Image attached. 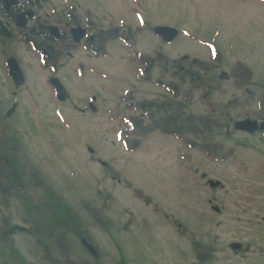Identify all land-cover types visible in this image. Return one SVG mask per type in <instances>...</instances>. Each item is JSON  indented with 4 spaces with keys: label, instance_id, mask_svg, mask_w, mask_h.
<instances>
[{
    "label": "rangeland",
    "instance_id": "rangeland-1",
    "mask_svg": "<svg viewBox=\"0 0 264 264\" xmlns=\"http://www.w3.org/2000/svg\"><path fill=\"white\" fill-rule=\"evenodd\" d=\"M38 16L51 27L66 25L69 9L81 27L130 28V47L121 40L107 44L105 56L89 54L83 42L68 39L64 56L53 70L18 37L0 40V101L13 108L10 129L21 138L28 163L86 223L95 251L69 234L73 258L98 264H264V126L249 134L234 127L256 118V102L264 93V4L259 0H40ZM88 21L91 24L88 25ZM177 31L171 43L154 29ZM70 27H74L71 25ZM68 32V31H67ZM69 35V33H68ZM220 88L207 107L201 90L180 87L171 96L155 81H174L156 67L141 81L138 55L162 53L166 60L186 55L210 61ZM15 58L24 75L21 85L8 73ZM236 61L252 72L245 90L231 84ZM57 77L66 91L57 100L49 79ZM171 100L192 115H213L221 123L209 132L213 143L232 148V156L213 163L196 148L153 130L134 152L123 148L121 132L139 112L130 101ZM236 99L240 104L224 106ZM7 108V109H6ZM222 113V114H221ZM138 191L141 196L136 194ZM2 215L21 223L15 201ZM97 210L106 227L87 216L83 203ZM15 247L33 264L40 251L25 234L14 237ZM194 245L208 250L204 258Z\"/></svg>",
    "mask_w": 264,
    "mask_h": 264
},
{
    "label": "trees",
    "instance_id": "trees-1",
    "mask_svg": "<svg viewBox=\"0 0 264 264\" xmlns=\"http://www.w3.org/2000/svg\"><path fill=\"white\" fill-rule=\"evenodd\" d=\"M264 2V0H262ZM42 7L40 0H14V4L6 9L5 0H0V38L8 40L20 36V40L40 52L43 66L55 68L61 47L53 40L46 21L37 18L29 27L15 28L14 17L21 12L31 10L37 14ZM71 20L79 23L72 11ZM44 25V26H41ZM139 32V29H137ZM130 28L123 32L119 28L95 30L92 39L86 43L91 53L105 55L107 42L120 39L126 46H131L135 34ZM64 34V33H63ZM61 40V38L59 39ZM59 52H58V51ZM143 65L140 79L149 81L153 67L162 76L171 75L174 81H155L164 87L172 96H178L180 87L188 84L190 89L201 90V102L210 105V96L219 90L220 80L214 68L221 63L218 53H211V61H201L194 58L181 57L168 61L162 53L152 57L140 55ZM232 86L243 89L252 80V72L241 61H236L229 71ZM129 95V99L131 95ZM240 104L236 99L229 100L224 106ZM127 107L140 115L131 116L127 128L121 132V140L126 151H135L141 139L147 137L153 130L168 134L184 142L187 148H196L213 163L224 162L233 154V149L225 148L220 143L210 140L209 132L221 128L220 120L211 115H192L183 110L182 106L171 100H136L130 99ZM7 109V108H6ZM13 108L5 110L0 101V205L7 208L10 201H15L22 211L21 223L14 224L10 218L0 211V264H33L25 259L15 247L14 237L25 234L32 238L39 248L40 264H98V247L92 241L86 229V223L64 202L53 190L37 168L29 164L24 155V146L20 136L10 129L9 118ZM222 114V113H221ZM256 116L264 120V93L257 100ZM138 196L141 194L136 191ZM83 208L87 216L101 229L106 223L101 214L88 206ZM71 234L87 247L95 251L92 262L75 259L69 250L67 236ZM197 255L209 258L208 250L194 245Z\"/></svg>",
    "mask_w": 264,
    "mask_h": 264
},
{
    "label": "water",
    "instance_id": "water-1",
    "mask_svg": "<svg viewBox=\"0 0 264 264\" xmlns=\"http://www.w3.org/2000/svg\"><path fill=\"white\" fill-rule=\"evenodd\" d=\"M12 3L13 2H11V4ZM26 16L31 17V12H27ZM15 24L17 27H24L26 25V17L23 14L17 16ZM155 33L167 43L171 42L176 36V31L168 27H157L155 29ZM71 34L73 35L74 41L79 42L84 35V31L80 28H75L71 30ZM9 73L15 83L21 84L23 82V75L15 59H11L9 62ZM50 84L58 92V99L63 101L65 99L66 93L61 84L59 83L58 79H50ZM238 126L242 131H246L249 133H253L258 129L257 121L250 119H245L241 121Z\"/></svg>",
    "mask_w": 264,
    "mask_h": 264
},
{
    "label": "flooded vegetation",
    "instance_id": "flooded-vegetation-1",
    "mask_svg": "<svg viewBox=\"0 0 264 264\" xmlns=\"http://www.w3.org/2000/svg\"><path fill=\"white\" fill-rule=\"evenodd\" d=\"M58 31H59V36H58V39H59V38L62 36V32H61V30H60L59 27H58ZM69 35H70V34H69ZM85 36H86V35H85ZM86 37H87V36H86ZM86 37L83 39V41L86 39ZM63 39H64V40H63L64 42H66V41L68 42V39H69V38H67L66 36H64ZM70 39H71V38H70Z\"/></svg>",
    "mask_w": 264,
    "mask_h": 264
}]
</instances>
